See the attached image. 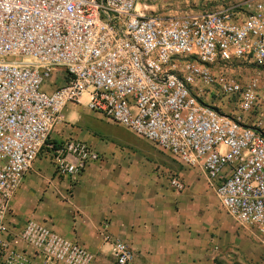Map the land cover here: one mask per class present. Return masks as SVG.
<instances>
[{"label": "built area", "instance_id": "obj_1", "mask_svg": "<svg viewBox=\"0 0 264 264\" xmlns=\"http://www.w3.org/2000/svg\"><path fill=\"white\" fill-rule=\"evenodd\" d=\"M211 1L182 0L181 14L164 16L137 0H0V264L93 262L44 225L26 220L14 235L10 222V201L42 150L71 187L101 162L81 141L48 138L82 96L89 112L201 170L224 214L264 247V0L204 9ZM55 68L63 84L45 93ZM168 185L183 189L173 174ZM96 233L113 264L132 263L108 222Z\"/></svg>", "mask_w": 264, "mask_h": 264}, {"label": "crops", "instance_id": "obj_2", "mask_svg": "<svg viewBox=\"0 0 264 264\" xmlns=\"http://www.w3.org/2000/svg\"><path fill=\"white\" fill-rule=\"evenodd\" d=\"M50 77L54 85L49 92L63 84V71L55 68ZM85 104L82 96L79 104L65 105L61 122L48 138L54 143L69 137L81 141L101 156V162L88 164L71 187L65 178L53 176L48 155L42 150L10 201L14 235L23 222L36 219L33 221L85 248L94 256L92 264H113L109 246L96 233L97 225L106 221L110 234L130 247L131 264H264V247L255 234L244 229V236L214 232L210 200L224 212L201 170L174 172L163 162L154 163L149 152L105 136L99 122L130 132L89 112ZM172 174L183 185L180 192L168 185ZM45 209L51 213L48 219L35 215ZM13 243L21 247L15 238Z\"/></svg>", "mask_w": 264, "mask_h": 264}, {"label": "rangeland", "instance_id": "obj_3", "mask_svg": "<svg viewBox=\"0 0 264 264\" xmlns=\"http://www.w3.org/2000/svg\"><path fill=\"white\" fill-rule=\"evenodd\" d=\"M140 4H142L143 2H146V4L149 6L150 10L155 12L157 9H159L160 6H162V0H138ZM201 4H207V3H203V0H198V5L201 6ZM219 6V2L217 0H213L211 1L210 4H208L204 9H216V7ZM165 7L162 9V11L159 12H155L157 14L161 13L164 16H174V15H179L183 12L184 9H182L184 7V5L182 4V0H178V1H168L167 4L165 5ZM175 8H178L177 10H175ZM199 7L196 8H191L190 11L191 13H195L196 10L198 11ZM176 12V13H175ZM53 79L52 77L46 78L43 80V82L40 85V90L47 93L49 92V90L53 87L54 82H52ZM100 126V129L102 130L103 134L105 136H113L117 139H120L124 142H126L127 144H129L130 146H133L134 148L138 149V150H142V151H147L150 153V155H152L153 159L152 161H154V163H158V164H165L168 167H170L171 169H174V172L176 171H180V170H185L181 167H179L178 165L174 164L173 162H171L167 157H165L164 155L160 154L159 152H157L155 149H151V147H149V145L147 143H144L143 141H141L140 139L136 138L135 136H133L132 134L128 133L127 131L114 127L109 123L106 122H99L98 123ZM41 156H38V158H40ZM164 160V161H162ZM163 162V164H162ZM204 178V177H203ZM212 206H211V210L210 213L213 214V221H214V232L216 234L219 235H227L230 231L234 232L236 235H242L244 236V231L241 228H238L237 226H235V224H233L229 218L227 216H225L221 210L219 208H217V205L215 204V202L211 199L210 200ZM211 214V215H212ZM35 215H37L38 218L42 217L45 219H48V217H51V213L48 212V210H41V212H36L35 211ZM11 218V217H10ZM13 219V218H12ZM11 219V221H12ZM32 221L34 219H31ZM36 221V219L34 220ZM38 221V220H37ZM230 227V228H229ZM21 228V227H20Z\"/></svg>", "mask_w": 264, "mask_h": 264}]
</instances>
